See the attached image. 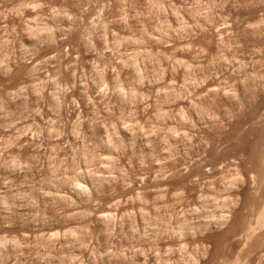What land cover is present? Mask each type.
Here are the masks:
<instances>
[{
  "label": "rangeland",
  "instance_id": "obj_1",
  "mask_svg": "<svg viewBox=\"0 0 264 264\" xmlns=\"http://www.w3.org/2000/svg\"><path fill=\"white\" fill-rule=\"evenodd\" d=\"M0 264H264V0H0Z\"/></svg>",
  "mask_w": 264,
  "mask_h": 264
}]
</instances>
